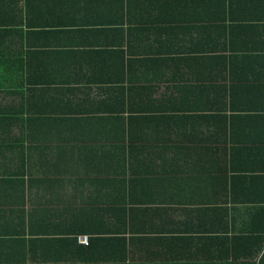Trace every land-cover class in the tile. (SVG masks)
Masks as SVG:
<instances>
[{
    "label": "crops",
    "instance_id": "crops-1",
    "mask_svg": "<svg viewBox=\"0 0 264 264\" xmlns=\"http://www.w3.org/2000/svg\"><path fill=\"white\" fill-rule=\"evenodd\" d=\"M257 227L264 0H0V264H226Z\"/></svg>",
    "mask_w": 264,
    "mask_h": 264
},
{
    "label": "trees",
    "instance_id": "trees-1",
    "mask_svg": "<svg viewBox=\"0 0 264 264\" xmlns=\"http://www.w3.org/2000/svg\"><path fill=\"white\" fill-rule=\"evenodd\" d=\"M257 228L247 234L217 237L229 247L230 260L226 264H264V227Z\"/></svg>",
    "mask_w": 264,
    "mask_h": 264
},
{
    "label": "built area",
    "instance_id": "built-area-1",
    "mask_svg": "<svg viewBox=\"0 0 264 264\" xmlns=\"http://www.w3.org/2000/svg\"><path fill=\"white\" fill-rule=\"evenodd\" d=\"M78 240H79L81 243H84V244H87V243H88L87 236H78Z\"/></svg>",
    "mask_w": 264,
    "mask_h": 264
}]
</instances>
